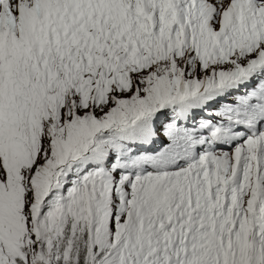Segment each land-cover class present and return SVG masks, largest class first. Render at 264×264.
Here are the masks:
<instances>
[{"label":"snow or ice","instance_id":"1","mask_svg":"<svg viewBox=\"0 0 264 264\" xmlns=\"http://www.w3.org/2000/svg\"><path fill=\"white\" fill-rule=\"evenodd\" d=\"M0 264H264V0H0Z\"/></svg>","mask_w":264,"mask_h":264}]
</instances>
